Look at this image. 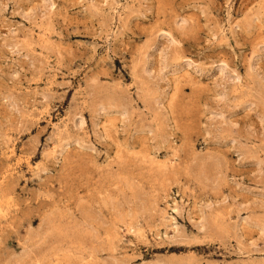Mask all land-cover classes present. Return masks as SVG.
<instances>
[{
    "label": "rangeland",
    "instance_id": "374dc122",
    "mask_svg": "<svg viewBox=\"0 0 264 264\" xmlns=\"http://www.w3.org/2000/svg\"><path fill=\"white\" fill-rule=\"evenodd\" d=\"M0 264H264V0H0Z\"/></svg>",
    "mask_w": 264,
    "mask_h": 264
},
{
    "label": "bare ground",
    "instance_id": "6f19581e",
    "mask_svg": "<svg viewBox=\"0 0 264 264\" xmlns=\"http://www.w3.org/2000/svg\"><path fill=\"white\" fill-rule=\"evenodd\" d=\"M187 64V63H186Z\"/></svg>",
    "mask_w": 264,
    "mask_h": 264
}]
</instances>
